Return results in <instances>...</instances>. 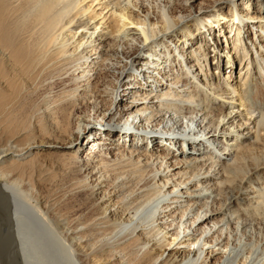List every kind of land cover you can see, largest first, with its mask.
I'll return each instance as SVG.
<instances>
[{
    "label": "bare ground",
    "instance_id": "6f19581e",
    "mask_svg": "<svg viewBox=\"0 0 264 264\" xmlns=\"http://www.w3.org/2000/svg\"><path fill=\"white\" fill-rule=\"evenodd\" d=\"M141 1L0 0V204L14 220L8 244L0 206V253L10 264H264V108L246 95L264 82L263 3L253 15L230 0L229 17L214 4L185 25ZM55 80L73 83L56 93ZM39 89L43 111L61 116L31 141L10 127ZM56 171L79 176L68 192L93 198L72 217L29 199ZM185 242L193 250L167 249ZM211 248L222 250L215 263Z\"/></svg>",
    "mask_w": 264,
    "mask_h": 264
},
{
    "label": "rangeland",
    "instance_id": "374dc122",
    "mask_svg": "<svg viewBox=\"0 0 264 264\" xmlns=\"http://www.w3.org/2000/svg\"><path fill=\"white\" fill-rule=\"evenodd\" d=\"M186 1H188V0H142L141 2L143 3V4H145L143 7H144V9H146V10H150V13H151V15L152 16H157V14H160L161 12H163V11H166V13L168 14H170V16L172 17V19L174 20V21H177L178 20V18H179V16H181L182 18H183V22H186V21H188V20H190V19H192L193 17H194V15L196 14H199V12H201V11H210V10H212V6L214 5V4H216V5H218V6H221L219 9V11L218 12H223V13H225L226 15L230 12V4L231 3H229L230 2V0H191L190 2H189V4H184V2H186ZM234 1H236V0H234ZM237 1H240V2H237V5L239 6L241 3H245V4H243V5H245V6H243L242 5V7L240 8L239 7V9H241V13L242 12H244V14H246V12L247 13H249V14H253V15H258V11H260V8H259V6L260 5H258L259 3H263L262 5H263V9H262V11L264 10V0H262V1H257V0H237ZM216 2V3H215ZM147 3V4H146ZM142 4V5H143ZM235 5H236V2H235ZM145 7H147V8H145ZM244 9H245V11H244ZM220 13H218V15L220 14ZM228 17H229V15H227ZM222 22H224V20H222ZM191 22H186L185 23V25H191L190 24ZM208 25V24H207ZM209 26V25H208ZM158 28H159V25H158ZM203 31V30H202ZM218 31H216V33H217ZM204 33V35H206V33L205 32H203ZM218 34V33H217ZM251 37H252V35H251ZM221 40L224 42V40H223V38L221 37ZM242 47V49H241V52H240V54H244V46H243V44L241 45ZM223 47H224V43H223ZM246 50V49H245ZM132 52H133V50H132ZM251 60H247V63H246V61H244L243 62V64L241 65V62L240 61H238V65H236V74H237V79L239 78V75L241 74V73H238L239 72V70H240V68H242L244 65H247L249 62H250ZM213 63V62H212ZM246 63V64H245ZM240 65H241V67H240ZM258 67L259 66H255L254 67V69H255V71H257L258 70ZM245 69H246V66H245ZM250 70H251V73L252 74H254L253 73V69L252 68H250ZM211 72V71H210ZM215 72H217V71H215ZM227 72H229V70H226V73ZM244 71H242V73H243ZM234 73V72H233ZM260 74H257V76H258V78H259V80H261V75L259 76ZM67 77V76H66ZM70 77L68 76V78H66V79H69ZM56 81V80H55ZM55 83V85H54V88H53V92H56V93H58V92H60L61 90H62V88H70L71 86H69L70 84H72L73 82H71V83H67L66 84V86H61L57 81L56 82H54ZM258 83H260V81L258 82ZM263 84H264V82H262ZM258 84V86L257 87H254V85L251 83V81L248 83V88H247V92H246V95L248 96H254V97H256V99L257 100H259V101H261L262 102V104H260V103H257V106L258 107H261V108H264L263 107V105H264V89H263V84ZM69 84V85H68ZM41 90L42 89H39V90H37V93H36V91L33 93V94H30V95H32V96H27L28 98L25 100V102H24V104H23V107H22V109L24 110V107L25 106H27V104H28V109L27 110H24L25 112H23L22 111V109H21V111H20V114H22L24 117L26 116H28V119H29V121H28V119L26 118V120L25 121H23V122H21V123H19V124H17V123H14V124H12V126L10 127V131L12 132V131H14V130H16V128H19V129H21L23 132H24V135L26 136V134L27 133H29L30 131H31V134H30V137L31 138H29L31 141L33 140V139H36L37 137V139H44V138H46V136H49L50 134H51V132L53 131V130H51V129H53V126H51V124L53 125V123L54 122H51L53 119H56V118H59V115L61 116V113H58V110L56 111V109L57 108H55L54 109V112L52 111V110H50V111H48V112H46V110H44L43 111V109H45L44 108V100L42 99V98H44V96H43V94H40V93H42L41 92ZM58 90V91H57ZM120 90V89H119ZM39 91V92H38ZM39 94V95H38ZM38 96V97H37ZM40 96V97H39ZM30 97V98H29ZM37 98V99H36ZM41 98V99H40ZM30 99V100H29ZM34 99H36L35 101H33ZM38 99H40V101L38 100ZM30 101H32L33 103H35L34 105H33V103H30ZM42 101V102H41ZM28 102V103H27ZM30 103V104H29ZM36 104H37V111H36ZM42 104V105H41ZM25 105V106H24ZM30 105H33V108H32V106H30ZM40 105V106H39ZM29 106L31 107V108H29ZM35 106V107H34ZM26 107V108H27ZM40 107V108H39ZM25 108V109H26ZM35 108V109H34ZM31 111H30V110ZM33 109H34V111H33ZM39 109V110H38ZM43 111V112H42ZM52 111V112H51ZM39 112H41V113H39ZM45 113V114H44ZM52 113H53V115H52ZM57 113V114H56ZM26 114V115H25ZM28 114H30V116L33 114V116L31 117V119H30V116L28 115ZM48 114H50L49 116H48ZM55 115V116H54ZM51 116V117H50ZM52 118V119H51ZM49 121H48V120ZM51 119V120H50ZM27 121V122H26ZM45 122L47 123V124H45ZM50 122V123H49ZM50 125V126H49ZM49 126V127H48ZM45 128V129H44ZM48 128H50V130L48 129ZM46 130H49V131H46ZM40 132H41V134H40ZM46 132H50V133H46ZM37 135H35V134ZM46 133V134H45ZM44 134V135H43ZM34 135V136H33ZM33 136V137H32ZM41 137V138H40ZM44 137V138H43ZM88 139H86V141H87ZM25 142H26V139H25ZM37 142V141H36ZM36 149H38V148H36ZM43 149V150H42ZM42 149H38V150H35L37 153H38V157L40 158V160L41 161H47V159L48 158H50V157H48V156H46L47 155V153H48V149L46 150V149H44V148H42ZM55 153V156L56 157H58V155H59V153L58 152H54ZM55 156H53V160L54 159H56V157ZM55 157V158H54ZM54 174H53V176L52 177H54L55 176V181H54V179H53V182L54 183H52L51 185H46V184H38L36 187H35V185H33L34 187H33V190L35 189L36 191L38 190V194H30L29 195V199H31V202H33V203H35V200H36V198L35 197H37V199H38V201L40 202V201H42V200H45V199H47V198H49L50 200H55L56 201V205L57 206H55V208H54V210L53 211H51L50 213H49V215H53V214H57V215H64V216H69V217H72V216H74L75 214L74 213H76V212H81L82 210H84L86 207H85V205L86 206H88V205H90V203L92 202V200H93V198H91V196H89L90 195V191L88 190L87 191V189H82V191H77L76 193L75 192H68V190H69V184L71 183L70 181H72V179H74L75 177H78L79 178V176H76V175H74L73 173H70V172H68V174L67 173H64L63 175H62V173L60 172V171H56V172H53ZM58 173V174H57ZM61 173V174H60ZM73 174V175H72ZM61 177V178H60ZM71 177V178H70ZM69 178V179H68ZM71 179V180H70ZM64 180V181H63ZM90 180V179H89ZM67 181V182H66ZM69 181V182H68ZM67 183V184H66ZM92 180H90V184L92 185ZM34 184H36V183H34ZM45 185V186H44ZM66 185H68L67 187H66ZM101 189H105V188H101ZM100 189V190H101ZM84 190V191H83ZM68 193V194H67ZM74 193V194H73ZM36 195V196H35ZM72 195V196H71ZM101 196V194H98V199H99V197ZM88 198V199H87ZM77 207V208H76ZM82 208H84V209H82ZM73 209V210H72ZM75 209V210H74ZM73 212V214H72V212ZM75 211V212H74ZM166 239H167V242L166 243H170V242H172V238H170V236L168 235L167 237H166ZM77 244H79V242L78 243H76V245H74V247L73 248H77ZM168 248H173V250L174 251H179V252H185V251H187V250H193V245H190V243L189 242H185L184 244H182L181 246H174V245H170L169 244V246L167 247V249ZM206 248V247H205ZM155 251V249H154V247H151V249H150V251ZM205 250V252L207 253H205L206 255H205V257H206V260L207 261H209V262H213V263H215L216 262V259L219 257V255H221V253H222V250H217V248L216 249H204ZM212 251H213V255H212ZM94 264H99V262H97V263H94Z\"/></svg>",
    "mask_w": 264,
    "mask_h": 264
},
{
    "label": "water",
    "instance_id": "95a60500",
    "mask_svg": "<svg viewBox=\"0 0 264 264\" xmlns=\"http://www.w3.org/2000/svg\"><path fill=\"white\" fill-rule=\"evenodd\" d=\"M0 206L3 209V212L5 213V216H7V219H8L9 233H10L8 244H11L14 241V220H13L12 212H11V209L6 204L1 203ZM11 255H12L11 252H9L6 255L0 253V264H10Z\"/></svg>",
    "mask_w": 264,
    "mask_h": 264
}]
</instances>
